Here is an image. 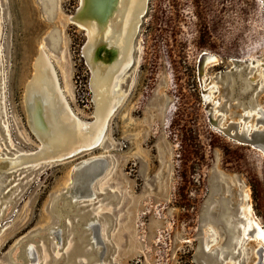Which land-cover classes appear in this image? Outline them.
<instances>
[{"label": "rangeland", "instance_id": "374dc122", "mask_svg": "<svg viewBox=\"0 0 264 264\" xmlns=\"http://www.w3.org/2000/svg\"><path fill=\"white\" fill-rule=\"evenodd\" d=\"M79 5L0 0V160L34 153L45 141L29 123L25 99L41 49L74 112L95 118L85 32L67 19ZM202 51L218 56L203 84ZM256 59L264 62L258 0H148L101 144L40 170L30 164L41 161L0 169L7 175L0 264H34L27 247H35L36 264H256L264 242L244 233L251 222L264 228V154L212 127L203 97L215 86L211 101L224 125L246 121L263 129L254 109H264V75L239 87L252 66L231 70L234 60ZM245 112L252 114L243 120ZM95 158L102 171L91 181L93 193L76 207L54 204L72 187L74 167ZM93 221L104 244L85 228ZM55 229L62 230L61 244L50 233Z\"/></svg>", "mask_w": 264, "mask_h": 264}, {"label": "bare ground", "instance_id": "6f19581e", "mask_svg": "<svg viewBox=\"0 0 264 264\" xmlns=\"http://www.w3.org/2000/svg\"><path fill=\"white\" fill-rule=\"evenodd\" d=\"M147 5L148 0H80L76 13L67 19L85 32L86 42L82 53L91 70L90 86L93 92L95 118L92 121H85L74 112L61 88L58 73L50 56L41 49V54L34 61V75L25 99L29 123L44 136V148L35 156L22 154L15 159L0 160V169L6 170L7 167L12 168L14 165L28 162H54L53 153L64 147L73 146L71 149L84 153L101 144L122 97L118 92L120 78L132 64L134 38ZM217 61L218 56L210 51H206L199 60L198 69L202 84L205 81L207 66ZM250 64L252 72L248 77L249 81L257 82L254 80L264 75V62L256 59L251 60ZM258 85L259 88L264 87V76ZM214 89L215 86L210 85L203 90L204 103L212 127L240 143L245 142L246 136L254 138L255 144H258L256 148L264 154V128L258 129L257 126L251 128L246 121L241 125L233 122L224 125L225 114L215 110L216 102L211 101ZM254 113L259 115L257 122L264 124V109L259 106L254 109ZM249 114L252 112H245L242 119L246 120L250 117ZM100 161L92 163L89 170L102 171L97 168ZM248 225L244 233L245 239L251 233L254 238L264 242V228L258 223L251 222ZM263 251L264 249L257 250L260 262L256 264L263 261Z\"/></svg>", "mask_w": 264, "mask_h": 264}, {"label": "water", "instance_id": "95a60500", "mask_svg": "<svg viewBox=\"0 0 264 264\" xmlns=\"http://www.w3.org/2000/svg\"><path fill=\"white\" fill-rule=\"evenodd\" d=\"M206 53V51H202L198 57V62L199 60L202 58V56ZM234 67H232L231 70H236V69H239L238 72H240L244 67L243 65L247 66L250 65V62H243V61H240V60H234ZM241 76H243V72L241 74ZM250 84V81H249V78H247L246 80L243 81V83H241L239 85V87H241L242 84ZM262 89V88H260ZM242 94V93H240ZM207 108V107H206ZM233 124H238V123H233ZM228 131V130H227ZM245 142L244 143H248V144H251L255 147L258 146V144H255V140L254 138H251L250 136H246L245 137ZM71 147L73 146H69L67 148H63L61 150H57L56 152H54L53 154L55 155V163H59L61 161H64V160H69V159H73L75 158L76 156L82 154L80 150H73L71 149ZM42 148L43 147V144H42V147L40 149H38L36 152L34 153H30L29 155L30 156H35L37 155L39 152L42 151ZM93 148H90L88 149L87 151H91ZM86 151V152H87ZM52 154V155H53ZM102 159H90L88 162L86 161L85 163H83L84 161H81L80 165L74 167L73 169V175H72V178H73V184H72V187L71 188H68L67 190L63 191L62 193H60V196L64 195V198L63 200L60 198H58L54 204L58 203L59 205H63L62 207H64L65 205L67 207L71 206V207H76L77 205V202L79 201L78 199L82 196V195H90L93 193V189H92V186H91V181L101 173V171L97 172V170H89V168L92 167V163L94 162H98ZM31 167H34L35 170H40L42 169L43 167H45L43 165V162L39 163V164H30ZM7 175L6 174H3L2 177H1V174H0V190H2V184L1 182L4 181V178L6 177ZM76 198V199H75ZM60 200V201H59ZM66 201V202H65ZM53 204V205H54ZM53 205H52V208H53ZM5 212V211H4ZM4 214V213H3ZM3 214L0 215L3 216ZM65 225L68 226L69 223L66 221L65 222ZM85 228H91L92 229V234H93V237L95 238V242L98 243H103L104 241L102 240V237H101V232H100V229H101V225L99 223V221H93V222H89ZM234 227H228L227 228V231H230L232 230ZM238 230H241L240 227L237 228ZM52 235H54V237H56L57 241L61 244L62 243V230L61 229H55L53 231L50 232ZM94 242V243H95ZM104 244V243H103ZM234 245H236V243H232ZM262 249H264V247H260L259 250L261 251ZM26 251V258L31 262V263H34L36 264V260L38 259V256H37V251L35 249V247H27L25 249ZM264 264V263H263Z\"/></svg>", "mask_w": 264, "mask_h": 264}, {"label": "trees", "instance_id": "16d2710c", "mask_svg": "<svg viewBox=\"0 0 264 264\" xmlns=\"http://www.w3.org/2000/svg\"><path fill=\"white\" fill-rule=\"evenodd\" d=\"M259 1V4L261 5L263 11H264V5H263V2L261 0H258Z\"/></svg>", "mask_w": 264, "mask_h": 264}, {"label": "built area", "instance_id": "2783aa9c", "mask_svg": "<svg viewBox=\"0 0 264 264\" xmlns=\"http://www.w3.org/2000/svg\"><path fill=\"white\" fill-rule=\"evenodd\" d=\"M263 3H264V1L263 0H261Z\"/></svg>", "mask_w": 264, "mask_h": 264}]
</instances>
